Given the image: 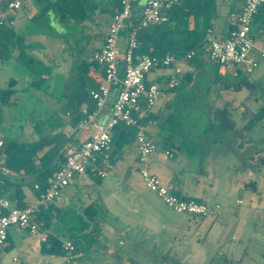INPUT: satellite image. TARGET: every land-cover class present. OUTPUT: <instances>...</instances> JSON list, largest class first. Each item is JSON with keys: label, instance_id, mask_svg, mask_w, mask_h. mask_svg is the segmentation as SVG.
I'll return each mask as SVG.
<instances>
[{"label": "crops", "instance_id": "1", "mask_svg": "<svg viewBox=\"0 0 264 264\" xmlns=\"http://www.w3.org/2000/svg\"><path fill=\"white\" fill-rule=\"evenodd\" d=\"M148 1L149 0H140L138 8L142 9ZM225 2L227 5L226 12L223 11L222 7L219 5L220 18L215 23L213 29V36L215 38L223 39L227 36L232 22L240 12L241 0H225ZM20 13H22V10ZM20 13L14 16V25L6 29L14 31L18 38L23 36V38L20 39L26 52L37 57V53H40L43 45L39 40H35L36 36L23 35V23L20 22V19H17ZM253 33L262 47H264V28L261 27L260 21H254ZM19 52V48H16L10 53L6 60H0L1 71H10V69H13L14 73H17V71L19 72L18 77L13 76L8 80V82L11 79L15 81V85L13 86L15 94L12 96L10 104L7 106H10L15 101V95L17 93L15 88L18 85L25 91L32 90L40 92V90L31 86L32 77L28 75L25 68L18 62ZM206 64L207 63L200 69H195L189 65H183V74L180 83L175 88L177 89L183 83H186L188 86L186 90L189 92V88L194 89L203 82L201 80L202 77L209 76L213 79V84L216 88L215 98H203V100L199 101L198 106L199 110L204 112V115H207V125L209 126L208 130L205 128L204 132H202V135L199 137L200 140L196 142L198 146L197 158L204 160L198 163V167L192 173L189 171V168L187 171H184L179 168L175 162L166 163L160 158V155H155L149 159L147 168L150 173L160 179L163 185L178 196L184 197L185 199H195L207 204H216L217 202L215 201L218 200V194L214 186L215 182L220 177L216 176L215 172L212 171V164L210 165L207 159H212L213 161L214 159H221L224 157L229 158V171L227 170L223 177H225L227 184H231L230 182L232 181H230L229 174L234 173L237 175L234 178L236 185H234L233 190L238 195H242L243 192H245L247 204L245 207V215L252 216V214H257V212L264 210V206L261 204L263 200H260V198L255 200L254 198V195L259 194L257 182L251 180L254 171H259L260 169L264 172V163L262 162L264 159V113L261 112L264 110V89H260L261 98L260 95L254 98L252 94L256 95L259 87L255 83H249L248 85L252 92L250 98H246L244 102H239L236 96L241 93L242 84H233L232 81H230L229 84L224 82L225 75L229 74L236 76V73H233L231 69H225L218 65H216L217 67L215 69L210 71L207 69L204 70ZM162 70L150 73L153 77L149 78V74L148 81L164 86L168 81L171 71L169 69ZM10 73H12V71H10ZM260 77H262V75ZM168 91L171 90L165 91L162 98L168 100L166 97ZM233 94H235V97H231ZM3 111L4 110H2V112ZM160 112L162 113L152 112V109L149 111L148 120H144L146 135L155 144L160 143L161 149L165 152H172V159H175L177 153L172 146L168 147L169 136L164 135L163 125L161 124L162 122H168L170 112L166 108ZM61 115L62 114H59L60 118H65L61 117ZM106 119L107 111L99 115L96 121L87 129L80 127L74 129L76 135L73 140L77 142L86 139L93 134L95 126L104 123ZM37 124L27 129L21 136L23 140L33 141L39 138L36 127ZM3 125H6V123L3 122ZM211 130L216 131L217 136H212L213 134L209 133ZM55 131L57 130H54V134L57 133ZM35 133H37V135H35ZM0 137L2 139L9 138L6 136L5 130L1 128ZM117 161L121 162L119 170L124 172L126 180L117 184L105 183V205L101 201L106 213L105 222L101 227L98 237L100 248H103V251L98 248H93L91 250L90 254L96 253V255L101 256V261H94L96 256H92L94 264H195V262L201 258V245L194 242L195 237H191L190 233L192 224H198L195 220L192 221L194 216L181 215L173 211L171 213L169 211L170 209L163 204L157 195L146 188L144 182L140 183L141 186H136L134 182L135 179H139L140 181L143 180L140 175L142 166L138 161L135 140H133L129 146L124 147L116 162ZM116 162L114 164H116ZM206 175H208L207 179L212 182L209 185H207L205 181ZM23 179L25 183L29 181L28 177H24ZM88 179L90 180V178ZM247 179H250L249 182H246ZM79 180L81 179L76 180L72 185L78 186L79 188L84 187V189H79L77 187V190H80V192L86 191V188H92V182L89 181L88 183L78 184ZM23 193L24 202L28 206L36 201L35 193L30 188L25 186L23 188ZM75 196L76 195H71V201L76 200L74 199L76 198ZM65 204L66 200L64 197L61 204H55L54 208L57 209V212L61 211V213L59 216H56V213H54L55 218L52 221L58 220V218L60 219L65 215L66 211L62 209ZM94 213L95 212H93V214ZM92 218H95V216L92 215ZM210 218H213L211 225L209 226L207 224L206 227V223L203 221L198 225L199 231L200 229L205 230V228H208L207 231L209 234L214 228L220 225L219 214ZM85 219L81 231L85 229V231H89L92 227V219L90 220L89 217H85ZM89 224L90 226L88 227L87 225ZM221 224L223 223L221 222ZM49 226H46V228L51 235L56 237L60 242L68 241L71 237L69 236V238H66L65 236H61L59 231L51 230ZM16 230L21 236L22 244L27 249L26 253L29 256L35 254L33 250L35 246L33 245H36L37 241L40 243V253L45 255L46 262L51 264L55 256L47 255L42 252L44 243L38 238L36 239V237H33L35 235H31L27 230L19 228ZM66 231L72 232L71 235L80 232L77 231L76 228H69ZM255 234L256 233L251 237L253 238ZM228 235L229 232L226 233L225 237ZM222 237H224V234L219 238V241ZM263 240L264 234L262 236V243ZM13 244L14 242L9 231L6 247L9 248L13 246ZM191 244H193V246L190 247ZM227 249L225 255L229 253V248ZM177 252L183 255L177 258L175 256ZM86 261H90L89 256L82 259V264H87ZM229 262L231 263L232 261L225 257L224 264H228Z\"/></svg>", "mask_w": 264, "mask_h": 264}, {"label": "rangeland", "instance_id": "2", "mask_svg": "<svg viewBox=\"0 0 264 264\" xmlns=\"http://www.w3.org/2000/svg\"><path fill=\"white\" fill-rule=\"evenodd\" d=\"M55 0H24L22 7V13L18 15L17 19H20L23 24L24 30L23 35H29L35 37V40H39L43 47L40 53H37V57L43 61L45 65L50 67V74L46 83L42 84L43 87H48V92L41 90L37 91H25L18 85L16 86L17 93L15 95V101L10 106L2 107V124L1 129L5 130L6 136L9 138H21L27 129L32 128L33 125L40 121H45L50 117L56 122L60 118L61 104L58 103L54 95H58L63 88V83L66 77L70 74L72 65L74 63L80 64L83 61H89L92 53L101 47L102 38L110 20L108 14H102L97 12L94 17L82 24L68 23L62 28L56 21L53 20V14L48 7ZM144 1V0H141ZM223 11L226 10L225 0H217ZM138 6L133 9L132 20H137L140 16L141 9ZM132 20H127L125 25L128 27L121 33L120 47L124 50V44L128 38L129 25ZM19 21V20H18ZM20 31V30H19ZM217 66L213 63L208 62L204 68L207 70L215 69ZM26 70V69H25ZM162 70V69H161ZM236 76L225 75L224 82L229 84L232 81L233 84H242V91L236 96L239 102H244L246 98H250V84H257V94L252 96L261 98L260 89H264V61H261L259 68L254 74L248 75L242 69L237 67L234 70L231 69ZM12 71V73H10ZM10 71L0 70V87L5 89L8 85V80L13 76H19V72L14 73L13 69ZM28 75L32 76L29 70H26ZM163 71V70H162ZM33 77L35 78L36 75ZM262 75V77H260ZM153 75L150 74L149 78ZM260 77V78H259ZM31 78V79H32ZM203 82L197 84L196 88H189L186 83H183L180 87L175 90L168 91L166 98H160L154 107L152 112H160L165 108L169 110L170 115L168 116V122H162L163 131L165 136H169L168 147L172 146L177 153L175 159L168 158L165 156V151L161 149V144L156 143L158 151L152 155H160V158L164 162L170 163L175 162L179 168L192 173L198 167V163L204 159L197 158L198 146L197 141L200 140L202 132L205 128L208 130L207 115L200 111L199 101L203 98L211 99L215 98L216 88L213 84V79L209 76L202 77ZM201 82V81H200ZM259 93V94H258ZM235 97V94L231 95ZM151 111V110H150ZM158 113V114H159ZM62 114V113H61ZM61 118L66 125L55 132L63 133L66 137H72L76 135L74 128L69 126L68 117L64 114ZM66 119V120H65ZM3 122L6 125H3ZM161 126V125H160ZM43 131V129H41ZM208 132V131H207ZM212 136H217L216 131H210ZM37 135V133H35ZM212 166V171L215 172L216 176L220 178L215 182V190L218 194V200L216 204L221 206L219 212L220 225L214 228V230L208 234V228L205 230L198 229V225L201 222L206 223L210 226L213 222V218H199L194 217L198 224L194 223L191 226L190 233L191 237H195V243L201 245V258L195 262V264H224V259L227 257L232 262L228 264H264V240L262 236L264 234V210L257 212V214L245 215L246 198L245 192L242 195H238L234 192L233 187L236 185L234 178L237 176L234 173L229 174L231 184H227L225 172L230 167L229 158L221 159H207ZM121 162L117 161L109 171V175L102 179L100 183L93 181L92 179H81L79 183L92 182V188H86V191L77 190L78 186L70 185L63 191V197L66 200V204L62 209L66 211L65 215L58 220H54L50 224L51 230L59 231L61 236L69 238L72 232H67L69 228H76L77 231H81L85 217H89V214L93 215L92 209L96 215L100 213V208L105 205V183L117 184L121 181H125L124 172L119 170ZM223 171V172H222ZM229 171V170H228ZM251 180L257 182L258 193L254 195L255 200H263L261 204L264 206V172L263 170L254 171ZM137 178V177H136ZM208 175L205 176V181L209 185L210 180L207 179ZM247 179L246 182H249ZM136 186L140 185L143 181L139 179L134 180ZM229 183V182H228ZM232 187V188H231ZM79 188V187H78ZM84 189V187H81ZM79 188V189H81ZM80 192V193H79ZM71 195H76L74 201H71ZM102 201V202H101ZM93 205V206H92ZM91 210H87L89 207ZM96 207V208H95ZM172 213V210H169ZM232 211V212H231ZM91 215V216H92ZM224 215V216H223ZM83 219V220H82ZM226 219V220H225ZM260 219V220H259ZM225 220V221H224ZM218 222V224H219ZM221 222L223 224H221ZM18 228L13 227L9 231L13 239V246L6 248L3 247L0 250V264H49L46 262V256L41 254L39 251L40 243L36 241L34 255H28L27 249L23 246L21 236L17 232ZM21 231V230H20ZM207 231V232H206ZM23 232V231H22ZM229 235L225 237L226 233ZM254 237L252 238L251 236ZM68 234V235H67ZM224 234V237L219 241V238ZM28 237V236H27ZM26 237V238H27ZM38 238L37 236H33ZM39 239V238H38ZM40 240V239H39ZM193 244L190 245V247ZM189 247V248H190ZM229 248V253L225 255V251ZM103 251V248H98ZM91 252V251H90ZM88 253L90 261H86L87 264H94V261L100 260L101 256ZM96 256L95 260L92 256ZM183 254L177 252L175 256L180 258ZM98 258V259H97ZM15 259V260H14ZM92 259L94 261H92ZM101 261V260H100ZM51 264H64L61 256H55L52 259Z\"/></svg>", "mask_w": 264, "mask_h": 264}, {"label": "built area", "instance_id": "3", "mask_svg": "<svg viewBox=\"0 0 264 264\" xmlns=\"http://www.w3.org/2000/svg\"><path fill=\"white\" fill-rule=\"evenodd\" d=\"M114 2L115 0H104ZM181 0H149L141 9L135 22L139 29L160 25L167 21V12ZM24 0H2L0 2V31L14 25V16L21 12ZM120 9L115 11L107 27L103 45L92 60L102 69L104 76L101 85L90 96L96 110L88 113L87 119L79 127L87 129L99 115L107 111L104 123L95 126L93 134L84 140L66 146L65 159L47 179L46 190L29 207L20 209L13 205L3 193L4 179L12 173L6 166L2 152L3 139L0 137V250L8 243L9 230L13 227L27 230L37 236L42 243H48L51 233L35 217L41 206L61 204L63 191L78 179L90 176L104 179L112 168V132L119 126L135 128V143L140 175L148 190L155 193L163 204L173 212L200 218L215 217L221 211L219 204H207L195 199H184L162 184L160 179L150 173L147 164L157 151V145L146 135L143 119L164 96L165 91L175 89L183 74L184 60L172 55L135 57L138 48L137 30H132L126 39L124 50L120 47L121 33L127 20H132L134 7L139 0H119ZM264 0H241L240 12L232 22L233 28L225 38H215L211 31L205 38L206 60L225 69L242 67L246 74L252 75L264 61V47L253 33V24ZM13 18L10 20V18ZM195 51L187 54L192 59ZM161 69H169L171 74L164 86L148 81V75ZM165 156L172 158L170 151ZM99 163L102 167H99ZM38 189V186H35ZM64 264H82L77 260L75 246L71 241L61 242ZM15 260V259H14Z\"/></svg>", "mask_w": 264, "mask_h": 264}, {"label": "trees", "instance_id": "4", "mask_svg": "<svg viewBox=\"0 0 264 264\" xmlns=\"http://www.w3.org/2000/svg\"><path fill=\"white\" fill-rule=\"evenodd\" d=\"M263 8L264 5L259 8L256 15L257 20L255 17V22L260 21L262 28H264ZM119 9V0L111 3L104 0H55L48 7V10L53 14V20L62 28L68 23L82 24L89 21L97 12L108 14L111 19L115 11ZM167 17L166 22L146 29H139L134 24L135 20H132L127 32L129 35L132 30H137L139 46L135 50V57L145 54L152 57L172 55L184 60L185 65L195 69L202 68L205 63H208L206 60L205 38L209 31L213 34L214 25L220 18L218 1L181 0L167 12ZM11 19L13 18L11 17ZM127 28L125 26V29ZM232 28L233 26L231 25L230 29ZM105 36L106 33L103 35L102 45ZM20 38L22 39L23 36L18 38L12 30L3 28L0 31V60H6L14 49L19 48L18 62L23 68L31 72V77H33V73L36 75L35 78H32L31 86L37 90L48 92V87L42 88V84L46 83L48 79L50 67L33 54L27 53ZM99 48L92 53V56ZM191 51H195V56L192 59H186L187 54ZM92 56L89 61L72 65L70 74L64 80L62 90L57 96L54 95L58 103L61 104L59 114L62 113L67 116L69 119L67 124L74 129L78 128L87 119V115L83 113L84 108L87 109L88 113L96 110L90 92L99 88L104 73L92 60ZM14 85L15 81L11 79L5 89L0 88V125L2 124V107L10 104V100L15 94ZM261 112L264 113V110ZM148 117L149 113L141 119L143 125L145 123L144 120H148ZM65 125L66 123L61 118L56 122L50 117L47 119L46 125L45 121H40L37 124L36 127L39 134L37 140L25 141L20 138H3L2 152L5 156L6 166L12 175L4 179L2 188L4 196L15 207L24 209L30 206L24 202L23 188L25 186L34 191L36 200L39 198L40 194L46 190L48 177L57 171L59 165L64 161L66 146L76 143L72 137H66L61 132L56 134L52 132L55 127L56 129H61ZM111 137L112 151L110 153V162L113 166L124 147L129 146L133 142L135 128L119 125L113 130ZM262 162L264 163V159ZM99 167H102L101 163H99ZM24 177H28L29 181L25 183ZM90 179L97 183L102 180L92 175ZM36 185L38 189H35ZM54 206L55 204H49L46 207L41 206L35 212L36 219L45 228L55 218L54 213H56V216L61 213V211L57 212ZM90 208L92 209L90 206L85 212L88 213L87 210H91ZM99 208L100 213H98V216L95 213L93 214L95 218H92V214L89 216L90 220L92 219L91 229L89 231H85V229L73 234L68 240L75 246L77 260L81 263L82 259L93 248L101 247L98 237L105 222L106 213L103 206ZM91 211L95 212L93 209ZM87 226L89 227L90 224ZM42 252L47 255L62 256L61 242L51 235L48 243H44Z\"/></svg>", "mask_w": 264, "mask_h": 264}, {"label": "water", "instance_id": "5", "mask_svg": "<svg viewBox=\"0 0 264 264\" xmlns=\"http://www.w3.org/2000/svg\"><path fill=\"white\" fill-rule=\"evenodd\" d=\"M134 24H135V25H138V22H135Z\"/></svg>", "mask_w": 264, "mask_h": 264}]
</instances>
